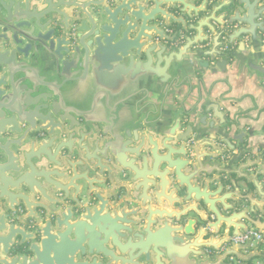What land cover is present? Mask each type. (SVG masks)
Here are the masks:
<instances>
[{"label":"water","instance_id":"95a60500","mask_svg":"<svg viewBox=\"0 0 264 264\" xmlns=\"http://www.w3.org/2000/svg\"><path fill=\"white\" fill-rule=\"evenodd\" d=\"M238 66L264 0H0V264H264Z\"/></svg>","mask_w":264,"mask_h":264},{"label":"crops","instance_id":"0c3cea01","mask_svg":"<svg viewBox=\"0 0 264 264\" xmlns=\"http://www.w3.org/2000/svg\"><path fill=\"white\" fill-rule=\"evenodd\" d=\"M249 73L242 66H238L237 73L232 79L215 84L209 81L206 89L202 88L201 93L203 95L204 91L210 89L216 96L225 94L224 96L229 100L237 101L233 103V107L237 117L242 123L244 122L238 131L251 132L256 139L254 148H259L257 146L259 144L256 143H264V92L262 87L252 85ZM194 95H197L195 91ZM210 100L218 101V97L210 98ZM254 262H260V260L257 259Z\"/></svg>","mask_w":264,"mask_h":264},{"label":"built area","instance_id":"2783aa9c","mask_svg":"<svg viewBox=\"0 0 264 264\" xmlns=\"http://www.w3.org/2000/svg\"><path fill=\"white\" fill-rule=\"evenodd\" d=\"M250 236H253V242L254 243H258L261 241V235L258 234L256 231H254L253 229H251L248 233H245L244 235L240 236V237H235L233 238L232 240L235 242V243H244V241L250 237ZM253 244V243H252Z\"/></svg>","mask_w":264,"mask_h":264}]
</instances>
